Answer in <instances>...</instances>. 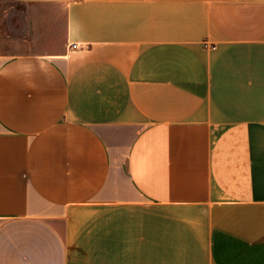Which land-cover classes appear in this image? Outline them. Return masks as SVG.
<instances>
[{"label":"crops","instance_id":"crops-1","mask_svg":"<svg viewBox=\"0 0 264 264\" xmlns=\"http://www.w3.org/2000/svg\"><path fill=\"white\" fill-rule=\"evenodd\" d=\"M0 264H264V0H0Z\"/></svg>","mask_w":264,"mask_h":264},{"label":"rangeland","instance_id":"rangeland-1","mask_svg":"<svg viewBox=\"0 0 264 264\" xmlns=\"http://www.w3.org/2000/svg\"><path fill=\"white\" fill-rule=\"evenodd\" d=\"M34 48H27V50H33ZM25 51V49H22V50H19L18 52H24Z\"/></svg>","mask_w":264,"mask_h":264},{"label":"built area","instance_id":"built-area-1","mask_svg":"<svg viewBox=\"0 0 264 264\" xmlns=\"http://www.w3.org/2000/svg\"><path fill=\"white\" fill-rule=\"evenodd\" d=\"M74 48H76L77 45H72Z\"/></svg>","mask_w":264,"mask_h":264}]
</instances>
